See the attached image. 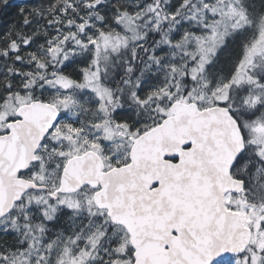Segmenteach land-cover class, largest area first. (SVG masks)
Segmentation results:
<instances>
[{
	"label": "rangeland",
	"instance_id": "1",
	"mask_svg": "<svg viewBox=\"0 0 264 264\" xmlns=\"http://www.w3.org/2000/svg\"><path fill=\"white\" fill-rule=\"evenodd\" d=\"M163 6L168 7L169 1L164 0ZM149 7V13L152 14L150 20L159 21L160 12L153 5ZM172 18H175V14H172ZM88 21L92 24L77 26L75 36L79 40L72 43V48L64 53L63 58L54 60L60 65L56 64L48 71H41L42 84L38 96L33 97L31 88L33 82L30 81L17 92L10 89L11 92L4 95V100L0 102V127L15 109L34 98L40 99L41 96H46L51 102L65 109L69 115L67 121L77 119L79 107L80 110H84L82 113L87 115L85 120L78 117L79 129L70 125L57 132L60 134L56 140L58 148L47 155V160L45 159L44 165H41L42 169L39 167L40 170L37 171L35 178L40 177L42 184L50 187L51 193L58 188L54 181L67 158L92 150L99 155L102 153L101 156L106 161L119 160L129 143L128 137L134 136L137 130L133 128L136 126L121 129L108 118V105L113 97L131 93L134 87L133 80L127 79L124 82L123 79L121 87L115 94L114 90L105 84L109 79L107 77L104 79L103 75L105 66L115 57L118 58L123 47L127 45L136 47L138 43L144 41L145 35L135 33L132 43H129L123 33L117 30L108 32L98 29L93 19L89 18ZM249 21L252 22L251 26ZM177 23L181 26L178 37L175 31L171 33L160 46L165 48V51L159 49L158 52H152L153 57L147 60L145 65L150 70L160 73L158 77L160 86L156 88L154 94L145 95L146 98L142 97L134 106L137 107V111L142 112L139 123H142L143 127L159 123L168 116L172 102H191L186 93L193 85L188 84V78L197 85L198 89L195 88L197 102L206 107L216 104L217 97L222 96L216 89L218 86L222 87L223 81L229 76L222 75L216 80L211 79L207 62L213 60V51L220 42L221 34L235 36L238 33H245L243 43L251 47L264 33V9L254 17L248 13L241 0H196L194 7L183 17H179ZM60 52L62 53L61 49L56 51V54L61 55ZM80 59L85 65L80 79L75 80L61 73L63 65ZM256 60L259 66L256 71L259 72L264 68V58L257 57ZM141 78L142 82L143 73ZM118 107L119 105H115L113 111ZM86 191L76 193L80 194L77 196L79 202L76 207L75 202H69L70 207L78 209L79 214H75L73 218L69 217L70 228L66 229L65 233H60L62 236L55 235L56 231L52 236H46L43 232L41 237L30 236L25 251L23 249V252H19L14 258L8 257L6 264H105V261L107 264H133L130 255L132 249L128 251L127 247L130 245L127 233L120 229L105 230L104 218L94 212V208L89 207L88 202L92 204L91 192ZM33 195L50 210L59 209L64 202V197L59 201L53 200L46 193ZM86 201L88 204H85ZM225 203L227 209L240 213L245 225L252 231V237L242 257H222L213 264H264V229L260 227L261 223H264V200L259 199L255 193L247 199L244 194H228ZM12 223V218H6L1 221L0 226L5 227ZM51 238L55 240L52 245L48 242ZM78 257L81 259L79 263L76 262Z\"/></svg>",
	"mask_w": 264,
	"mask_h": 264
},
{
	"label": "water",
	"instance_id": "2",
	"mask_svg": "<svg viewBox=\"0 0 264 264\" xmlns=\"http://www.w3.org/2000/svg\"><path fill=\"white\" fill-rule=\"evenodd\" d=\"M169 111L135 139L128 165L104 172L93 151L71 157L51 198L100 185L94 205L126 230L133 264H213L242 256L252 231L225 204L227 194H242L228 171L234 126L216 105L201 109L174 101ZM16 116L10 133L0 137V220L26 193L46 190L19 174L37 161L35 152L59 112L33 101L20 106Z\"/></svg>",
	"mask_w": 264,
	"mask_h": 264
},
{
	"label": "trees",
	"instance_id": "3",
	"mask_svg": "<svg viewBox=\"0 0 264 264\" xmlns=\"http://www.w3.org/2000/svg\"><path fill=\"white\" fill-rule=\"evenodd\" d=\"M163 1L0 0V98L3 99L8 95L10 89L16 90V92L21 90L22 86L30 81L34 85L31 87L33 97L38 96L42 84L41 71H48L56 64L60 65L54 60L63 58L64 53L72 48V43L79 40L75 36L77 26L85 23L90 24L89 18L93 19L98 29L108 32L117 30L123 33L129 43H132L135 33L145 35L144 41L138 43L136 47L130 45L123 47L118 58L115 57L105 66L104 76L108 79L111 78L109 81H105V84L109 86L111 83V89L117 94L123 79L128 77L130 81L133 80L134 87L131 93H125L123 97L146 98L145 95L154 94L156 88L160 86V78H158L160 73L145 66L147 60L153 57L152 52H158L159 49L165 51V48H160V46L170 37L171 33L175 31L178 37L181 26L177 21L179 17H183L187 11L194 7L196 0H188V2L187 0H168V7L163 6ZM241 2L247 8L248 13L254 17L264 9V0H241ZM145 4L155 6V9L160 12L159 21L150 20L152 15L149 13L150 7ZM172 14H175V18L171 19ZM244 34H236L232 43L214 61L212 68L208 69L211 79L216 80L222 75L229 74L244 45ZM59 49L62 51L61 55L56 54ZM131 52H135V54H131ZM140 57L144 59L141 69L139 68L140 62L137 61ZM131 64L132 67H130ZM83 67L85 65L82 59L72 60L62 66L61 73L77 80L80 79ZM125 68L130 69L131 72L124 74ZM142 73L144 79L141 82ZM186 75H188V71H186ZM188 84L193 85V88L190 86L186 93L188 99L197 103L201 108L206 107L197 102L195 90V88L198 89L197 85L189 78ZM40 98L47 99L46 96ZM127 120L131 125L136 126L139 133L153 126L143 127L142 123H139V120L131 113ZM39 167L36 168L37 171L40 170ZM40 168L42 169V167ZM37 180L36 184L45 185L42 184L40 177ZM54 183L56 186L58 185L57 178ZM45 186L50 190V187ZM88 192L90 193L89 190L86 191V193ZM38 193L46 192L42 190L26 193L15 205L13 211L4 218V220L12 218V225L0 226V251H3L7 256L6 261H8V257H16L19 252H23V249L25 251L32 235L41 237L45 233L46 236H52V233L56 231L55 235L62 236L60 233H65V230L70 228L71 219L69 217L73 218L75 214H79L78 209L70 207L69 202H75L74 206L76 207L79 202L77 196L82 192L68 196L60 195L58 200L61 201V197H64V202L61 203L62 207L57 210L46 209L42 205V201L37 200L33 195ZM71 196L72 198H66ZM73 199H76L77 202ZM53 202L50 201V203ZM88 203L90 208H94L90 202ZM88 203L85 202V204ZM50 217L51 219H49ZM48 242L52 245L55 240L51 238ZM79 260L81 259L78 257L76 262L79 263Z\"/></svg>",
	"mask_w": 264,
	"mask_h": 264
},
{
	"label": "snow or ice",
	"instance_id": "4",
	"mask_svg": "<svg viewBox=\"0 0 264 264\" xmlns=\"http://www.w3.org/2000/svg\"><path fill=\"white\" fill-rule=\"evenodd\" d=\"M251 23L249 21V26ZM234 38L232 34H221L213 51V60L219 58ZM257 57L264 58V33L251 47L247 44L242 46L236 63L229 71V78L216 89L222 93L217 97L216 106L227 113L236 133L228 171L237 191L242 192L245 199L255 193L264 200V68L256 71L259 67ZM213 60L207 62L209 69ZM260 227L264 229V223ZM6 260L7 256L0 251V264H6Z\"/></svg>",
	"mask_w": 264,
	"mask_h": 264
},
{
	"label": "flooded vegetation",
	"instance_id": "5",
	"mask_svg": "<svg viewBox=\"0 0 264 264\" xmlns=\"http://www.w3.org/2000/svg\"><path fill=\"white\" fill-rule=\"evenodd\" d=\"M140 53H142V52H140ZM137 61L140 62V67L139 68L141 69V66H142V63H143V58L140 57V59H137ZM130 67H132V64H131ZM124 70H125L124 74H129L130 71H131V70L128 71L129 70L128 68H125ZM103 78L106 79V76L103 75ZM109 79H111V78H109ZM127 79H129V78L125 77L124 78V82H126ZM111 86H112V84L109 83V87H111ZM140 99H141V97H133V98H127V97H123V96L113 97L112 102L108 105V118H109V120L113 124H115L117 127L121 128V129H127V128H130V127L134 126V125H131L129 123V120H127V119L129 118V115L131 113V114H133V116H135V118H137V120H140V115H141L142 112L141 111H137V107H134L135 105H137V102H139ZM3 100L4 99L0 98V102H2ZM33 101H40V102H43V103L50 104V105L54 106L56 108V110L59 112V117H60L59 119H57L54 122V124H53L52 128L50 129V131L47 133V135L43 138V140L39 144V146H38V148H37V150L35 152V157H36L37 161L32 163V164H30L29 168L26 171L20 172V174H19L20 178H25V179H28V180L36 181L37 180L35 178V176L37 174L36 168L39 167V166L41 167V165L43 166L44 165L43 163H44L45 159L47 160V155L52 154L54 152V150L56 148H58V146L56 144V142H57L56 140H57V137L60 134L57 133V132L59 130H60V132L63 131L65 129V127H68L70 125H73V127L75 129H79V125L80 124H79L78 117L80 118V120H83V119L85 120L87 118V115L85 113H82L84 110H80V107H79L78 108L79 112H77V119H75L73 121H71V120L67 121V119H69V117H68L69 115L66 114L65 109H63V108L59 107L58 105L54 104L53 102H51V100L43 99V98L42 99L41 98L40 99L34 98V99L22 104L21 106L29 104V103H31ZM115 105H119V107L116 108L113 111V107ZM17 109H15L14 113H12V115L10 117L5 119V122L3 123V125L1 124L0 137L7 136L10 133V131L8 129V125L10 123L15 122V121L18 120V118L16 116ZM133 128L137 129L136 127H133ZM138 131L139 130L135 131L136 133H135L134 136H132L130 138L128 137L129 143H127V145L125 147V150H124L125 152L122 153V157L119 160L111 161L109 159L108 161H106L103 158V156H101L102 153L99 151L101 153V155H99V154L98 155H99V157L101 158V160L103 162V165H104L103 171L104 172H107V171H109V170H111L113 168L123 167V166L128 165L130 163V150H131V147L133 145V142L135 141V139L140 134L143 133V132L139 133ZM87 151H92V150H87ZM70 158L71 157L67 158L66 162ZM45 164L47 166V162ZM65 164L63 165V167L65 166ZM62 169H61V171H62ZM61 171H60L59 175L57 174V176H56L57 181H58V186H59V182H60ZM158 188H159V183H156L153 186V189L155 190V189H158ZM86 189H88L91 192V197L90 198H91L92 204L94 206V210L93 211L96 212V213H99L104 218V221H105L104 228H105V230L111 231L112 229H120L121 231L123 230L126 233V230L122 226L115 225V224H113L111 222V220L109 219V217L107 215V211L106 210L98 209V208L95 207L94 202H93V196H94V194L96 192H98L101 189L100 185H98L96 188H91L89 186H84V187H82V189L78 193H80L81 191L86 190ZM43 191H45L46 194L49 195V197H51L52 194H51V191L49 189L46 188V190H43ZM59 198H60V196L56 200H58ZM3 220H4V218L1 219L0 222L3 221ZM127 240H128V243H129V238ZM127 247H128V251L132 249L130 245L129 246L127 245ZM133 254H134V251L131 250V254L130 255H132L131 256L132 263L134 262Z\"/></svg>",
	"mask_w": 264,
	"mask_h": 264
}]
</instances>
